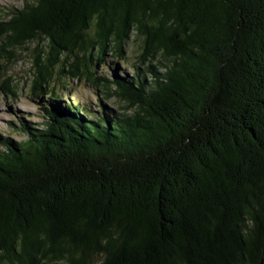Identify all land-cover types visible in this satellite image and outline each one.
<instances>
[{"label":"trees","instance_id":"1","mask_svg":"<svg viewBox=\"0 0 264 264\" xmlns=\"http://www.w3.org/2000/svg\"><path fill=\"white\" fill-rule=\"evenodd\" d=\"M5 13L0 79L36 45L32 94L48 98L25 140L0 136V264H264V0ZM134 35L132 75L99 76ZM55 77L84 79L97 106L63 99Z\"/></svg>","mask_w":264,"mask_h":264},{"label":"rangeland","instance_id":"2","mask_svg":"<svg viewBox=\"0 0 264 264\" xmlns=\"http://www.w3.org/2000/svg\"><path fill=\"white\" fill-rule=\"evenodd\" d=\"M25 0H0V21L6 20L7 13L11 9H18L23 7ZM134 35L125 47V60L118 59L111 54L104 57L106 63L105 71L104 64H100V68L96 71L99 76L102 74H112L114 71L123 76L124 73L129 76L132 75V65L136 61V55L139 52V39ZM36 45H31L27 49L18 50L15 58L11 61L2 59L5 67L1 70L0 87L4 82H8L10 88L16 90V95L9 94L5 96L0 91V136L10 137L15 142H21L26 139L24 134L19 130L20 121L25 119L32 124H40L43 120V112L40 110V104L43 105L48 97L46 95L35 97L32 94L31 83L34 78L33 57L34 48ZM114 67V69H113ZM54 78L52 88L62 96V98L82 104H98V98L95 93L88 88V84L83 82L70 81L69 79L61 78L59 80ZM66 89L71 95L65 97ZM108 107L114 110L119 106L117 100H111L106 103ZM1 148V145H0Z\"/></svg>","mask_w":264,"mask_h":264}]
</instances>
